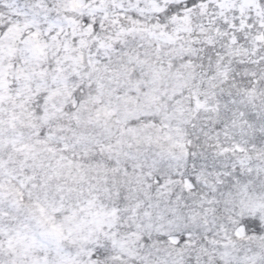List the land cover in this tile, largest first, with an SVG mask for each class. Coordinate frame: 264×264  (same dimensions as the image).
Listing matches in <instances>:
<instances>
[{
    "label": "snow or ice",
    "instance_id": "obj_1",
    "mask_svg": "<svg viewBox=\"0 0 264 264\" xmlns=\"http://www.w3.org/2000/svg\"><path fill=\"white\" fill-rule=\"evenodd\" d=\"M0 264H264V0H0Z\"/></svg>",
    "mask_w": 264,
    "mask_h": 264
}]
</instances>
